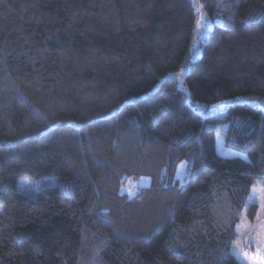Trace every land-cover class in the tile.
Listing matches in <instances>:
<instances>
[{
	"label": "trees",
	"instance_id": "obj_1",
	"mask_svg": "<svg viewBox=\"0 0 264 264\" xmlns=\"http://www.w3.org/2000/svg\"><path fill=\"white\" fill-rule=\"evenodd\" d=\"M254 186L264 0H0V264H240Z\"/></svg>",
	"mask_w": 264,
	"mask_h": 264
},
{
	"label": "rangeland",
	"instance_id": "obj_2",
	"mask_svg": "<svg viewBox=\"0 0 264 264\" xmlns=\"http://www.w3.org/2000/svg\"><path fill=\"white\" fill-rule=\"evenodd\" d=\"M209 26V25H207ZM201 32L199 28L196 29V42L201 38ZM200 36V37H199ZM196 56H193L194 60ZM182 74H185V70L182 71ZM226 103H220L217 105L219 109L225 106ZM215 105L210 108V110L217 108ZM202 109L203 107H199ZM199 109V110H200ZM188 172V165L186 162L181 163L176 169V178L180 183H183L186 174ZM60 183V178L53 177H43L35 179H22L18 184V191L27 195L31 198H34L39 192L45 188L55 186ZM148 184V180L143 178L138 181H129L127 183V192H135L139 187L145 186ZM261 195H264V188L260 186H254L250 192L248 202H254L258 205V210L256 216L252 221L242 220L238 223L235 228L237 235V240L232 246L231 253L238 260L240 264H251L252 261H256V264H259L260 256L258 255V247L264 246V232L257 227V214L261 212L260 207V198Z\"/></svg>",
	"mask_w": 264,
	"mask_h": 264
},
{
	"label": "snow or ice",
	"instance_id": "obj_3",
	"mask_svg": "<svg viewBox=\"0 0 264 264\" xmlns=\"http://www.w3.org/2000/svg\"><path fill=\"white\" fill-rule=\"evenodd\" d=\"M199 24V21L197 22ZM261 212L257 214V227L264 232V195L260 198ZM258 255L260 256L259 264H264V246L258 247ZM251 264H256V261H252Z\"/></svg>",
	"mask_w": 264,
	"mask_h": 264
}]
</instances>
